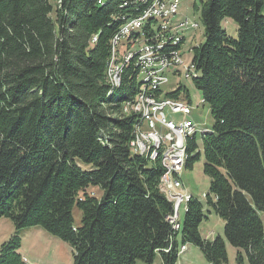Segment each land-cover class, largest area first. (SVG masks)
Segmentation results:
<instances>
[{
    "label": "trees",
    "instance_id": "1",
    "mask_svg": "<svg viewBox=\"0 0 264 264\" xmlns=\"http://www.w3.org/2000/svg\"><path fill=\"white\" fill-rule=\"evenodd\" d=\"M263 5L199 2L204 41L187 76L213 120L199 133L204 198L223 235L209 241L199 232L204 204L192 196L175 230L167 219L172 203L159 190V160L131 149L139 119L122 105L139 92L133 61L107 96L110 40L138 12L133 0H0V217L67 242L73 264H175L178 246L188 243L209 264H225L226 242L239 249L235 264H264ZM226 19L236 23V38L221 27ZM182 92L188 96L178 88L168 97ZM197 148L189 138L186 166L199 158ZM91 185L99 197L87 191ZM20 243L14 235L1 244L0 264H27Z\"/></svg>",
    "mask_w": 264,
    "mask_h": 264
},
{
    "label": "rangeland",
    "instance_id": "2",
    "mask_svg": "<svg viewBox=\"0 0 264 264\" xmlns=\"http://www.w3.org/2000/svg\"><path fill=\"white\" fill-rule=\"evenodd\" d=\"M199 2L200 0H179L176 17L172 18L171 20L172 21L171 24H176L177 22L184 20L196 23L193 29L191 28L188 30L179 31V35L184 39L182 43L183 45L181 44L182 48L179 49V53L181 57L184 58L183 63L185 65L177 66V72L178 73L181 72V74H185V67H189L190 60H192L193 57L194 47H197L199 44L203 43L204 41L203 25L200 18ZM261 12L264 14V5ZM221 27L226 31V33L230 37L232 38L237 37V25L234 21L230 19L223 20L221 22ZM94 35H96V39L95 40L91 39L92 45L97 40V34ZM111 40H110V53L105 66L106 68L105 76L107 75L106 72H108L107 67L113 69L115 68V66L119 65L122 68V70L121 72H118L115 76H113L112 80L119 79L121 84V78L124 71L123 68L124 62L121 64H117V63H119L118 59L121 56H123L127 42L126 40H123L124 41L123 43L119 42L113 45ZM173 71L174 70L171 69L167 72L168 82L160 85L159 96L162 95V97L165 98L168 97L169 93L176 91L178 88H185V90L188 92V96L182 92L178 98H173V99H178L180 102L189 104L192 107L191 114H189L187 118L191 120L196 126L198 125V128L207 129V130L210 129L213 125V120L210 116L208 104L203 102V99L199 91H197L194 88L191 82L192 78L190 77L184 78L182 75L177 76V74L173 73ZM142 78L143 75L137 76V80L139 83L138 91H140L141 89L140 87L141 82L139 80H141ZM106 80H107V76H106ZM108 86H109L108 87L109 94L107 93V96H111V94L116 89L111 88L114 87L112 85L108 84ZM139 93H141V91L138 92L131 101H127L122 105V110L124 113L126 114L134 113L138 116L139 119L138 123H136V125L134 126L133 139H132L133 141L130 142V146L133 152L135 149V145L132 144H136V141H138V139L142 140L143 134H148V132L152 131V128L148 126V122L144 120V116H142L141 114L136 112V110H134L135 109L134 104L132 106V103L134 102L136 103V101L140 100L138 96ZM164 112L168 119H173L174 121H179L183 118L181 114H172L167 109H165ZM201 137L202 135H200L199 133L195 136L196 143L198 146L197 150L200 151L199 158L193 162L192 167L186 166V162H185L183 170L179 175L186 190L191 192L199 201H201L204 204L203 213L204 215H206V218H204L200 223L199 232L203 237H205V239L211 241L217 235L220 236L223 235V221L212 212L209 206L205 204L206 198H203L204 194H209L210 192H209V178L203 172V155L201 149ZM149 143L150 142L148 141L145 142L144 144L143 141V144L145 146H147V144ZM186 153L188 157L189 154L187 151ZM149 159L151 161L159 160V163L162 167L161 159L159 157L154 160H152L151 158ZM76 164L83 170L88 171L93 169V166L91 164L84 163L79 159H76ZM163 173L160 176V181ZM174 175L175 174H173L172 176ZM160 181H159V190L165 195L164 193L165 189L164 187H162ZM87 191H89L96 197H99L101 195V189L99 186L91 185L87 188ZM166 196H168V194L165 195V197ZM183 212L184 210L183 208H181L179 214L180 220H183ZM260 217L262 219L264 226V213H260ZM72 219L74 226L80 225L81 210L76 205L72 208ZM14 235H18L20 237L21 243H20L19 252H21L22 255L24 256L23 260L27 264H73V254H72L73 250L72 247L67 242L63 241L57 236L48 233L40 226H31L17 230L14 227L12 221L8 217H0V246L4 242L11 239L12 236ZM184 246H185V248L183 249L184 252L180 254L177 264H209L205 260L201 250L198 247L189 243L185 244ZM225 246L227 252V262L225 264H235L236 252L239 249L233 247L228 242L225 243ZM157 263L158 262L156 261V264ZM135 264H144V263L142 261H137Z\"/></svg>",
    "mask_w": 264,
    "mask_h": 264
},
{
    "label": "bare ground",
    "instance_id": "3",
    "mask_svg": "<svg viewBox=\"0 0 264 264\" xmlns=\"http://www.w3.org/2000/svg\"><path fill=\"white\" fill-rule=\"evenodd\" d=\"M178 2L179 0H133V4L138 9V12L134 16L126 18L118 30L120 35H122V39L120 36H113L111 40L113 45L119 42L123 43V40H126L127 42L123 56L118 59L119 63L117 64L124 62V68L126 64L133 61L139 68V76L143 75L140 86L141 93L138 94L140 100L136 101V105L135 102L132 103V106L134 104V110H136V112L139 114H148L147 94L148 98L160 97V101H167V97L163 98L162 95L159 96V87L161 84L166 82L163 80H155V78L165 77V65L163 64V57L157 56L161 55L162 53L173 52L175 49H178V56L181 57L179 49L184 39L179 35V31L192 28L191 25H182V21H179L176 24H171V20L175 16V9L172 8H176L177 11ZM160 8L162 12H156L157 9ZM135 21L136 23L132 24ZM134 38H137L135 39V43ZM175 45H179V47L175 49L172 48ZM107 68L108 72H106V76L109 84L114 87L119 86L120 80H112V77L118 72H121L122 68L119 65L115 66L113 69H110V67ZM191 70L192 66L185 67L184 75H188L189 71ZM179 74H181V72H179ZM169 105L173 107H179L180 109L189 110V114H191L192 107L189 104L180 102L178 99L169 98ZM149 118H156V111H149ZM189 123L193 126L182 128V132H178V134H176L177 150H181V152H177L176 170L162 165L164 173L161 177V181L166 177H180L179 174L183 170L186 159V143L191 137H194L195 139V136L201 131L200 128H198V125L196 126L191 120H189ZM203 130L206 132L209 131V129ZM142 140L138 139L135 144L136 148L134 151L139 155H146L152 160L157 159L158 157L162 160V158L167 155L168 143H164V141H162L161 131L150 132L148 137V141L150 143L147 144V146L144 145L145 140H143L144 144ZM173 174L175 175L172 176ZM192 196L193 198L195 197L191 192L186 191V196L182 197L184 212L187 203L192 198ZM204 197L205 194L203 195V198ZM173 228L179 231V218L175 219Z\"/></svg>",
    "mask_w": 264,
    "mask_h": 264
},
{
    "label": "built area",
    "instance_id": "4",
    "mask_svg": "<svg viewBox=\"0 0 264 264\" xmlns=\"http://www.w3.org/2000/svg\"><path fill=\"white\" fill-rule=\"evenodd\" d=\"M172 9H175L174 17H176V12H177L176 8H172ZM156 12H162L161 8L157 9ZM134 23H136V21L133 22L132 24ZM182 25H191L193 29V27L196 24L184 20L182 21ZM113 36H120L122 39V35H120V32H116ZM135 39L137 38H134V43H135ZM180 48H182V46ZM157 57H163V64L165 65V77L155 78V80H163L165 82H168L167 72L171 69L174 70L173 73L177 74V76L182 75L184 78H188L187 75L177 73V66L185 65L183 63L184 58L178 56V49H175V51L173 52L162 53ZM191 61L192 60H190L189 66H194ZM169 98L170 97H167V101H160V97L148 98V94H147L148 114H141V115L144 116V120L148 122V126L152 128V131H161L162 141H164V143H168V153L165 157L162 158L161 164L164 166H168L173 170H176L177 152H181V150H177L176 134H178V132H182V128H188L193 125H190L189 119L187 118V116L189 115V110H184V109H180L179 107L170 106ZM165 109L169 110V112L172 114H181L183 118L179 121L168 119L164 112ZM149 111H156V118H149ZM149 135L150 132H148V134L142 135V138L143 140H145V142L148 141ZM161 184L162 187H164L165 189L164 191L165 195L168 194L166 198L172 203V212L167 219L169 223H171L173 226V224H175V219L179 218L180 209L183 208L182 197L186 196L187 190L180 177H166L161 181ZM184 248L185 246H181V248L178 250V254H180Z\"/></svg>",
    "mask_w": 264,
    "mask_h": 264
},
{
    "label": "crops",
    "instance_id": "5",
    "mask_svg": "<svg viewBox=\"0 0 264 264\" xmlns=\"http://www.w3.org/2000/svg\"><path fill=\"white\" fill-rule=\"evenodd\" d=\"M183 217H184V215H183ZM182 221H183V220H181V225H182ZM179 238H180V235L178 234L177 237H176V240L179 241ZM180 246H181V245H179L178 247H180ZM186 250H187V248H186ZM20 253H21V252H20ZM21 255H22V253H21ZM22 256H23V255H22ZM23 257H24V256H23Z\"/></svg>",
    "mask_w": 264,
    "mask_h": 264
}]
</instances>
